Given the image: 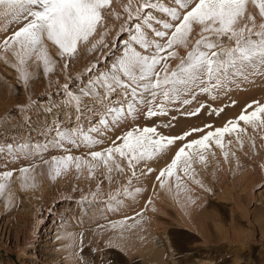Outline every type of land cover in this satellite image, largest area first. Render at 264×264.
<instances>
[{"label":"rangeland","instance_id":"374dc122","mask_svg":"<svg viewBox=\"0 0 264 264\" xmlns=\"http://www.w3.org/2000/svg\"><path fill=\"white\" fill-rule=\"evenodd\" d=\"M126 1L118 0L119 5H123ZM116 8L118 9L119 6L111 0L109 10L104 13L103 26H100L101 30L99 28V33L95 36L100 39V42L103 41L102 45L97 43L95 50L89 46L91 50L88 52H85L83 47H79L78 54L85 57L82 60L76 57L72 62L64 60L59 64H53L48 74L44 75L41 74L40 67L32 70L27 64L26 70L29 73L27 82L20 78L16 66L0 61V148L3 149L0 152V173L12 171L14 176L7 180L0 177V183L6 185L5 192L0 194V264H71L72 258L74 259L73 264L127 263L124 257L121 258V255L124 256V254L119 246L111 244L108 246L105 241L102 242V239L95 236L98 230L96 228H99L98 231L103 229L102 232H104L105 227V230L109 231L113 228L112 223L118 224L123 220L124 217L119 221L118 218L121 217H110L109 213L113 209L118 210V204L124 200L126 185L130 190L152 178L148 171L150 167L135 166L137 173L135 177H132L131 172L127 170V165L123 172L117 171L108 175L102 173L101 167H97L96 171L94 170L92 173L93 176L82 179L81 176H83L86 167H82L78 173L75 167L71 166L67 171L62 170L61 175L55 177L54 173L50 174L49 166L42 163V159L50 161L53 156L70 153L73 156L89 160V148L83 144L77 148L64 142L63 148L49 145L47 151L40 153L34 151L36 144H47L55 137L54 128L67 129L70 125H75L72 112L65 103L66 96L63 85L67 84L73 92H77L80 87L86 85L89 78L87 69L92 64H98V69L94 72L103 71L106 64H110L115 56L120 54L123 39H127V35H124L123 39H119L121 26L125 24V21L119 20L114 11L110 12V9ZM247 10L255 14L257 22H259L258 9L252 4H248ZM191 43L189 42V49ZM88 45L86 44L85 49ZM182 48L183 52L177 53L178 57L186 56L189 50ZM2 51L0 49L1 58ZM106 57H108L107 60ZM178 63L179 58L176 59L172 67ZM249 72L252 73V70L250 69ZM263 86L264 69H259L254 74H249L247 79L236 77L222 88V93L220 92L218 95L221 97L225 112L233 115L237 114L234 112H238L237 115L230 116V119L238 117L248 104L260 100L264 95L261 89ZM8 89L10 93H8ZM197 92L199 91L197 90ZM234 97L237 100L242 99L237 101L233 99ZM176 104L177 102L173 106ZM121 122V126L118 124L108 131L106 130L105 133L102 131L100 135L95 133L92 135L103 143V147H107L108 137L114 140L121 133L137 126L127 125L128 123L125 121ZM241 129L244 131L236 132L238 135L235 132V134L232 133L234 136L232 134L231 136L230 134L225 135L223 150L218 151L220 156L218 152L215 153L218 154L219 159L215 154L211 156L213 161H208L206 167L208 174L206 172L207 175L204 176L207 182V192L205 193L207 198L213 200L214 203H220V206H215L213 203L209 208L223 214V231L220 239L218 243L210 244L215 245L213 248L189 255V261L179 264H264V125H258L256 128L245 125ZM116 132L119 134L117 135ZM110 142L108 143L110 144ZM9 144L13 147V154H9L5 147ZM22 144L28 145L33 150L32 154L28 155V149H25L27 150L25 154L16 155L15 147ZM97 146L98 144L92 145L91 150L97 151L95 149ZM103 147L101 148L103 149ZM14 155H16L15 159ZM214 155L215 159H213ZM23 167H28L30 170L36 168L41 173L48 169V173H45L47 176L45 175L39 181L33 192L26 195L21 192L15 204L4 205L5 198L3 197L10 188H12L11 191H14L15 186L12 185L22 175L19 169ZM176 175L181 176L180 172ZM129 181H131L130 184ZM118 190L122 194H119L116 200H111L110 196L116 195ZM157 206L155 203L150 204V210L152 213L154 212L153 215L155 214L156 216H154L157 218L160 217L158 219L160 223L153 222H156V231H162V227L165 226L164 235H161L167 238L166 241L162 237L164 240L161 239V241L164 246L161 243L160 248L165 247V250H169L166 248L168 239L172 240L173 243H171L174 246L178 242L183 245L201 246L204 242L203 239L190 242L183 238L184 236L172 231L173 224L171 222L173 223L175 217L179 216L178 209L174 205L167 204L166 208ZM148 220L152 222L155 218L150 216ZM158 226L162 229H158ZM89 232L94 234L93 240L85 239V235L87 237ZM105 232L101 234H106ZM158 234L160 235V231ZM158 234L155 232L156 236ZM106 235L108 236L109 233L107 232ZM81 239L82 243H80ZM91 242L95 243L94 247ZM100 244L104 247L107 246L109 250L101 251ZM96 245L98 246L96 247ZM144 257H139V259L143 260ZM165 262L172 264L168 258ZM138 264H142V261Z\"/></svg>","mask_w":264,"mask_h":264},{"label":"snow or ice","instance_id":"6c2138e0","mask_svg":"<svg viewBox=\"0 0 264 264\" xmlns=\"http://www.w3.org/2000/svg\"><path fill=\"white\" fill-rule=\"evenodd\" d=\"M249 3L258 9L259 22L255 14L248 12ZM110 5L111 0H0V16L11 22L23 21L21 27L0 39V49L13 57L20 78L27 82L29 61L42 62L46 73L53 64L48 42L57 48L61 58L74 57L81 45L90 42L97 27L103 26L104 13ZM131 8L129 0L124 7L127 19L119 36L123 39L127 35V39H123L120 54L106 64L103 71L94 72L98 64H92L87 69L86 85L77 92L67 84L63 85L65 103L72 112L75 125L67 129L54 128L55 137L47 144H36L34 149L40 153L47 151L49 145L63 148L67 142L78 148L83 144L89 148L90 160L70 153L53 156L50 161L42 159V163L49 166L50 174L59 176L62 170L74 166L78 172L87 167L91 175L101 164L109 173L113 167L123 172L125 169L116 162L119 157L126 161L127 170L135 177V165L140 161L152 159L177 140L203 130L192 129L182 136L165 137L156 127L136 126L121 133L100 151L91 150L92 145L101 143L92 133L100 135L128 116H134L138 104L147 106L149 118L164 115L166 105L180 100L181 96L194 98L197 90L211 94L226 87L236 77L247 79L249 74L264 69V0H141L135 12ZM178 46L189 49L186 56L178 57L175 51ZM95 48L96 44H92V50ZM177 58L179 63L172 67L170 61ZM182 102L188 104L190 100ZM253 104L247 105L238 117L223 127L179 147L171 162L156 177L160 186L164 187L163 178L175 174L181 161L182 171L188 176L193 157L203 162L205 157L200 150L208 149L212 139L223 148L221 137L224 134L244 131L239 127L240 122L253 128L264 125V105L255 101ZM5 147L13 154L12 145ZM25 149L32 154L33 150L22 144L18 145L16 155ZM29 170L28 167L19 169L22 174ZM12 176V171L0 173L5 180ZM176 179L180 181L178 175ZM5 187L0 183V194ZM124 193L130 194L128 185L124 187ZM118 195L119 190L110 199L116 200ZM112 226L116 227L115 224Z\"/></svg>","mask_w":264,"mask_h":264},{"label":"bare ground","instance_id":"6f19581e","mask_svg":"<svg viewBox=\"0 0 264 264\" xmlns=\"http://www.w3.org/2000/svg\"><path fill=\"white\" fill-rule=\"evenodd\" d=\"M112 2H115V4L117 3L119 8L118 9L117 8L116 9H110V12L114 11L116 13V17H117V14L119 15V20L126 21L127 13L124 11V7L129 4V0H127L123 5H119L118 0H112ZM140 2H141V0H131V4H132L131 11L135 12V9L139 6ZM249 4H251V3H249ZM249 7H251V6H249ZM22 25H23V21L11 22V21L5 19L3 16H0V39H2L6 35H9L12 31H15L16 29H18ZM99 28H100V26L97 27L96 33L90 38V42L88 43L89 45L86 49H85L86 45H81V47L84 48L85 52H88V50H91V49H89L90 48L89 46H92V44L101 43L100 39H98L97 37L95 38L97 33H99ZM100 30H101V28H100ZM196 31L198 32V29ZM193 38H195V33L193 34ZM189 42H192V40L190 39ZM101 45H102V43H101ZM47 47H48L49 55H50L51 59L53 60V64H59V63L63 62L64 60H69L72 62L74 60V58H76V57L81 58L80 60L85 58L82 55L80 56L78 54V52L72 58H68V57L61 58L58 54L57 48L55 46H53L50 42L47 43ZM176 51H177L176 53L180 54L181 52H183V48L181 46H178V47H176ZM2 52H3V54H2V58L0 57L1 58L0 61L1 60L5 61L6 63H9L11 65L16 64V61H14L13 57L10 54L5 53L4 51H2ZM175 62H176V59H174V61H172V62L170 61L171 66H173L175 64ZM28 64H29L28 66H30L32 70L40 67L41 72H42L41 74L44 75L46 73L44 71V66H43L42 62H36L35 60H32V61H29ZM53 64H51L49 66V70L51 69ZM28 66H27V68H28ZM32 70H31V72H33ZM47 74H48V72H47ZM261 89L264 92V86ZM7 91H8V93H10L9 89ZM222 91H223V89L215 90V91H213L214 94L197 92L195 94L194 98L190 95L181 96L180 100L176 101L177 102L176 106H173L175 102L169 103L166 105V107H165V113L166 114L156 115V116H152L150 118L146 116L147 106L138 104L137 105V112L134 114V116H128L127 119L125 120V123H128L127 125L130 124L131 126L137 125L140 128L156 127L157 132L159 134L165 136V137L182 136L185 132H190L192 129H202L203 130L202 132H192V134L190 136L186 137L184 140H177L174 144L166 147L163 151H161L160 153L155 155L152 159L143 160V161H140L139 164H136L135 166H138V167L140 165H145L147 167H150V169L152 170L150 172L152 178H150L149 181L145 182L142 185H138L135 188H131L129 190L130 194H125V196L123 198L124 200H122L118 204V207H117L118 210L113 209V211H111V212L109 211L110 213L108 212L111 215L110 217H121V218H118L119 221H121L120 219H122L124 217L125 220L123 218V220L121 221L123 223H120V222H118V224L112 223V225L115 224L116 227H113V228L111 227L112 228V230L110 229L111 231L105 230L106 228L104 227V232L107 231L109 233L108 236L106 235L107 232H105L106 234H101V233H104V232H102L103 231L102 227H101L102 230H100V231H98L99 230L98 227L96 228V230L98 229L97 230L98 232L96 231L95 236L98 237V239H100V240L102 239L103 240L102 242L105 241V244L108 246L110 244L115 245V246L116 245L119 246L120 247L119 249H121L123 252L122 254H124V256L121 255L122 256L121 258L124 257L125 262H127L128 264L129 263L133 264V262H134V264H138L141 261H142V264H145V263L146 264H170L169 262L168 263L165 262L167 260V258H168V260H171L172 264H179L183 261L186 262L188 260V257H190L189 255L198 253L202 250H207V249L213 248V246H215V245H210L211 243H216V242L218 243V240L220 239V235L223 231V226H222L223 225V214H221V212L218 210H214V209L212 210L209 208V207H211V205H213L214 201L207 198L208 196L205 194L207 192L206 191L207 190V188H206L207 182H206L205 177H204L205 175L208 174V170L206 169V167L208 165V161L212 160L211 156L213 154H215L216 152L220 151V149H222L221 147H218L216 145L215 139H212L210 141V147L208 149H201L200 150L201 153L205 157V160L203 162L199 161L198 158L193 157L192 170H190V174L188 176H185L183 171H182L183 161H181V162H179L178 168H177V170H175V174L172 177L166 176L165 178H163L164 179V187L160 186V181H158L156 179V177L159 175L160 170L165 168L166 165L171 162V160L175 156L176 151L183 144L187 143L190 140L198 139L203 134H205L209 131H214L217 128H221L228 121L235 119V118L232 119V117L230 119V116L237 115L238 114L237 111L234 112V113H237L234 115L232 113H231L232 114L231 115L230 113L228 114L225 112V107L223 106V102L221 101V97H219L220 95H218V93H220V92L222 93ZM184 99H189L190 103L184 104L182 102ZM233 99H236V98L234 97ZM240 99H242V98H239L238 100H240ZM257 102H259V104H261V105H264V95ZM177 105H179L178 106L179 109H177L178 108ZM254 107H255V105L253 104V108ZM230 108H232V107H230ZM197 109H199V112L196 111ZM235 110H233V111H235ZM251 110L252 109H249V111H251ZM233 111H231V112H233ZM193 113H195V114H193ZM121 124H122V122L119 124V126H121ZM168 125H170V126H168ZM245 125H248V124H244L243 122H240L239 127L241 128V127H244ZM104 133H105V131H104ZM232 133H234V132H232ZM232 133H226L221 137L223 144H224L225 135L230 134V136H231ZM116 134H117V132H116ZM104 138H105V136H104ZM228 139H229V137H228ZM111 140H112L111 138H109V137L107 138L108 142H110ZM105 141H106V139H105ZM108 142H106V146L110 145ZM229 142H230V140H229ZM107 143H108V145H107ZM103 146H104L103 143H99L98 146L95 147V149L98 151V150L102 149L101 147H103ZM103 148H105V147H103ZM15 149H17V148L15 147ZM25 151H27V150H24L23 152H19V153L25 154ZM218 154L220 156L219 152H218ZM215 155H214L213 159L216 158ZM219 156H217L218 159H219ZM116 162L121 164V166L123 168H125L127 165L126 161L121 160L119 157H116ZM99 167H101V169L103 171L102 173H104L105 175L109 174L107 169L104 166H102V164ZM47 170H46V172L43 173V171H42V173H41L39 170H37L35 168L32 170H29V172H27L25 174H22L21 176H19L18 179L15 177L17 180L15 183L13 182L14 185H12V186H15L16 189H14L15 188L14 187L13 188L14 191H11L12 188H10L9 189L10 192L8 191L7 192L8 194L7 193L5 194V196L3 197V198H5L4 199V205L11 206V205L15 204L17 202L18 196L20 197L21 192H23V194H25V195L29 192H33L34 189H36L37 184H39V181L45 177V175H46L45 173H48ZM112 172L116 173L117 170H115V168L113 167V170L110 173H112ZM179 172H180L181 178H180V181L178 182L176 179V176H177L176 173H179ZM206 172H207V174H206ZM100 173H101V171H100ZM81 174H82V172H81ZM82 175H83V176H81L82 179H85V178L91 176L92 174L91 175L89 174V170L86 167L84 170V173ZM13 181H14V179H13ZM197 181L199 183H197ZM45 182H46V180H45ZM178 183H179V187L177 186ZM9 186L11 187V183ZM42 186H44V185H42ZM119 190H120V188H119ZM119 194H122V193H119ZM205 195H206V197H205ZM147 197H148V199L146 200ZM106 198H108V197H106ZM145 200H146V203H145ZM149 200L151 201L150 203H149ZM151 203H155L158 206H160L161 208H163V207L166 208L167 204L168 205H171V204L174 205L175 208L178 209V210L177 209L176 210L179 212L178 213L179 216L175 217L176 219L173 220V223L171 222V224H173V227H171L173 230L172 229L171 230L175 233H178V234L184 236L183 238H185L187 241H190V242L196 241L198 239H203L204 242H202V244L203 243L204 244L203 245L201 244V246H189L186 244L183 245V244H181V242H178V243H175V246H174V244H172L173 243L172 240L169 241V239H168L169 243L167 242L166 248L169 250H165V247H163L164 249L160 248L161 243H162V246H164L163 241H161L162 237H164V236H162L161 234L164 235L163 231H164L165 226L164 227L161 226L163 223L162 218H161L162 223L160 224V226L163 229L158 226L159 227L158 229H162V231L159 230L160 231V235H159L158 234L159 231H156L157 227H156L155 223L156 222L160 223L158 220V219H160V217L159 218L155 217L156 215L155 214H154L155 216L153 215L154 212L153 213L151 212V210H150V208H151L150 204ZM148 204H149V206H148ZM214 204L216 206V205H219L220 203H214ZM137 213H142V215H137ZM150 216H153L155 218V220H152V222L150 220H148V217H150ZM113 221H114V219H113ZM153 221H156V222H153ZM107 228H109V227L107 226ZM92 232H95V230H92ZM155 232L158 234L157 236L155 235ZM98 233H100V234H98ZM87 234H88V236L86 237V235H85V239H87V238H89V240L94 239V238H92V236L95 237L93 233H92L93 235L91 234V232H89ZM104 235L106 236V239H105ZM160 236H161V238H160ZM69 239H70L69 241H71V238H69ZM165 239L167 241V238H165ZM162 240H164V239H162ZM83 241H84V239H83ZM96 241H98V240H96ZM91 243L93 244L92 247H94L95 243L94 242H91ZM67 244H69V243H67ZM100 245L99 246L101 248V251L106 252L109 250V249H107V246L104 247V245H102V244H100ZM97 246L98 245H96V247ZM217 246L219 247V245H217ZM72 250H73V248H72ZM83 253H85V252H83ZM164 254H166V256H163ZM142 256L143 257L145 256L143 258V260L139 259V257H142ZM162 256H163V258H162ZM72 257H73V255H72ZM71 260H72L71 264H73L74 259L72 258ZM121 260H123V259H121ZM149 261H150V263H149ZM127 263H125V264H127Z\"/></svg>","mask_w":264,"mask_h":264}]
</instances>
